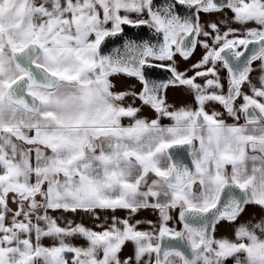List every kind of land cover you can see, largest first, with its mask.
<instances>
[{"label": "snow or ice", "instance_id": "obj_1", "mask_svg": "<svg viewBox=\"0 0 264 264\" xmlns=\"http://www.w3.org/2000/svg\"><path fill=\"white\" fill-rule=\"evenodd\" d=\"M0 264H264V0H0Z\"/></svg>", "mask_w": 264, "mask_h": 264}, {"label": "crops", "instance_id": "obj_2", "mask_svg": "<svg viewBox=\"0 0 264 264\" xmlns=\"http://www.w3.org/2000/svg\"><path fill=\"white\" fill-rule=\"evenodd\" d=\"M201 49H197L195 55L193 56L192 60L193 62L199 58L200 54H201ZM115 83L117 84V87L119 89H123V88H126L128 87L131 83H134V81H130L126 78H122V79H119V80H116ZM170 102H184L185 98L184 97H173L171 94H170ZM142 115L143 116H147L149 118H154L153 114L150 112V110L148 109H145L143 112H142ZM163 123H167V121H163ZM118 215H123V213H118ZM143 217H147L149 219H153L154 217L151 216L150 213H141V217H138V218H143Z\"/></svg>", "mask_w": 264, "mask_h": 264}, {"label": "water", "instance_id": "obj_3", "mask_svg": "<svg viewBox=\"0 0 264 264\" xmlns=\"http://www.w3.org/2000/svg\"><path fill=\"white\" fill-rule=\"evenodd\" d=\"M130 33H131V31H133V30H128Z\"/></svg>", "mask_w": 264, "mask_h": 264}]
</instances>
